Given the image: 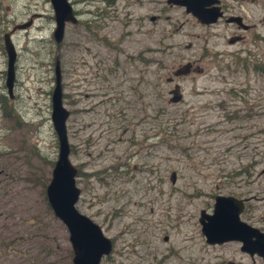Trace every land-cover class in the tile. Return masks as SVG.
Wrapping results in <instances>:
<instances>
[{
	"label": "rangeland",
	"instance_id": "1",
	"mask_svg": "<svg viewBox=\"0 0 264 264\" xmlns=\"http://www.w3.org/2000/svg\"><path fill=\"white\" fill-rule=\"evenodd\" d=\"M70 1L77 10L84 8L82 0ZM162 1L116 0L120 20L105 18L103 35L131 31L121 42V62L142 49L151 62L146 69L140 62L142 74L130 64L127 74L121 73L132 108L124 110L125 118L117 116L114 131L104 112L77 116L92 126L78 123L73 131L70 161L81 190L76 208L113 243L100 264H228V245L205 246L198 219L201 210H212L216 194L242 191L264 198V0H228L234 13L256 24L235 43L227 42L229 25L228 30L201 27L190 19L175 32V22L188 18L178 10L166 19ZM103 5L104 0L91 1L96 8ZM149 15L158 18L150 21ZM30 19L28 28L12 31ZM81 26L65 28L57 51L50 0H0V264H72L68 232L53 215L45 190L58 157L51 122L54 62L59 54L68 109L67 42L80 41ZM9 31L17 50L12 98L5 86L3 44ZM75 51L81 54L80 47ZM95 51L114 53L104 41ZM187 62H197L198 71L175 80L182 100L173 103L169 79ZM83 70L73 78L80 80ZM138 78L142 86L135 89ZM87 135L96 139L89 146ZM244 182L247 187L240 189ZM255 204L257 217L264 218V200Z\"/></svg>",
	"mask_w": 264,
	"mask_h": 264
},
{
	"label": "flooded vegetation",
	"instance_id": "2",
	"mask_svg": "<svg viewBox=\"0 0 264 264\" xmlns=\"http://www.w3.org/2000/svg\"><path fill=\"white\" fill-rule=\"evenodd\" d=\"M91 1L93 0H82L84 8L82 10H77L74 7V2L70 1L72 12L75 18V22L69 21L66 25L70 26H79L82 25V35L80 41L77 38L71 37L67 42V51H68V87L70 86V92L67 93V107L69 116L67 118V129H68V142L70 146V155L75 149L73 141L76 140L75 134L77 131H74L75 125L78 123H87L88 127H91L92 124L85 120L84 118L77 119V116L85 114H100L105 113V118H107L106 125L109 126L110 130H115L116 120L118 115L124 117V110L131 109V101L123 93L125 92L122 89L124 83L121 82V73L127 74V68L132 65L134 71L141 73L139 65H144L146 69L150 64V60L146 57L145 49L135 52L131 55H126L123 62H121L120 55L125 53L124 48L122 47L121 42H126L128 39V34L131 33L130 30L126 29L123 32L121 31L118 36H110L109 34L103 35L105 29H107V21H114L115 19L120 20L118 14L120 9L116 5V0H104L106 5H103V8H96L91 6ZM182 0H163L162 1V14L166 15V19H170L169 12L181 11L188 19L182 22H175L174 31L181 32L183 27L189 20H192V23L201 26V27H210V26H223V29L228 30V25L233 29L231 37L228 39H234V42H239L245 40L244 33L241 32H250L256 28L255 23H248L244 15L239 13H234L232 4L228 3V0H207L206 3L201 4L199 1H194L189 4V6H195L199 11L204 14L210 15L212 18L216 17L214 21L211 22H202L198 16L194 15L192 12L187 11V6L182 4ZM175 13V12H174ZM83 16L86 18L83 20ZM155 17V18H154ZM231 17H240L239 21L229 20ZM158 18L156 15H149V20L154 21ZM131 23V20L122 21V25L128 26ZM246 25V27L243 26ZM66 26V27H67ZM140 34V33H138ZM138 37H140L138 35ZM104 41L105 44H108L113 49V55L110 57L109 54L100 55L98 51H95L96 45L98 42ZM230 43V42H229ZM190 46V43L187 44ZM80 47L81 54L77 55L76 50ZM191 63V62H187ZM197 62L191 63L192 69L191 72L198 71V67L195 68L194 65ZM126 67H122V65ZM82 74L80 75V80H76L73 77H78V71L83 69ZM200 71V70H199ZM183 78V77H182ZM180 78H170L169 81L174 83L173 92L179 85L175 80ZM143 79L138 78L135 80V86L133 88L140 89L142 86ZM74 90L76 95L74 96ZM181 92V90H180ZM123 94V95H122ZM143 96V93L139 97ZM135 107V106H134ZM136 108V107H135ZM125 118V117H124ZM102 131V130H101ZM93 139V136H86L84 140L85 144L89 146ZM245 174L246 177L249 176V172H241ZM3 174V171L0 170V176ZM228 184V182H226ZM232 190L235 187L236 182H231ZM247 183L244 182V185H240L239 188L247 187ZM228 186V185H227ZM238 187V185H237ZM217 196L232 197L237 202L236 204H241L242 210L239 215L240 222L244 225L243 233L240 236H237V239L232 236V232L236 231L230 229L228 232L229 240L228 242L222 244H207L206 238H204L205 246L209 248H219L228 245V264H264V218H258V206L255 202L264 200V198H259L256 195L246 194L244 192H227L226 194H216L213 195L211 200H213V206ZM212 206V210H213ZM212 210H201L205 211L206 214H212ZM200 211V213H201ZM200 218V214H199ZM199 222V219H198ZM200 224V223H199ZM201 226V225H200ZM232 236V237H231ZM164 242L169 241L168 236L163 237ZM171 253H176L175 249L171 250ZM215 264H219L216 262Z\"/></svg>",
	"mask_w": 264,
	"mask_h": 264
},
{
	"label": "water",
	"instance_id": "3",
	"mask_svg": "<svg viewBox=\"0 0 264 264\" xmlns=\"http://www.w3.org/2000/svg\"><path fill=\"white\" fill-rule=\"evenodd\" d=\"M194 1H199L201 4L207 2V0H182L180 2L187 6L188 12L198 16L202 22H211L216 19V17L212 18L210 15L199 11L195 6H189ZM211 1L213 2V0ZM50 3L55 19L53 38L57 48H59L63 40L66 22H75V18L68 0H50ZM239 19L240 17H231L229 20L239 21ZM31 21L32 19L13 27L12 31L16 28H28ZM243 26L247 28L246 25L243 24ZM10 35V31L4 33L3 43L7 55L5 86L9 97L12 98L17 51ZM229 42L233 43L234 39H230ZM191 69V63H186L177 68L173 75L175 77H186L190 75ZM54 75V88L51 94V122L58 141V157L51 172L50 182L45 190L46 199L53 215L65 226L68 232L73 253L72 264H100L104 257L111 254L113 244L96 223L76 209L81 191L76 185L78 171L69 158L70 146L66 129L69 112L63 104L62 74L58 55L55 61ZM181 100L182 95L177 87L173 92L171 102L178 103ZM171 179L174 183L175 174L171 175ZM236 202L232 197L217 196L212 214L201 211L199 223L207 244L228 242L230 229L236 231L231 234L234 238L241 237L244 229V225L239 218L242 207L241 204H236Z\"/></svg>",
	"mask_w": 264,
	"mask_h": 264
},
{
	"label": "trees",
	"instance_id": "4",
	"mask_svg": "<svg viewBox=\"0 0 264 264\" xmlns=\"http://www.w3.org/2000/svg\"><path fill=\"white\" fill-rule=\"evenodd\" d=\"M32 149H33V152H34V153H33V156H37V154H38V149H37V147H34V146H33ZM19 151H22V148H21V147H20ZM23 151H25V153L28 154V153L31 152V148L26 149V150H23ZM29 161L31 162V160H27V163H28ZM39 181H40V180H39ZM34 182H36V180H34ZM38 183H39V182H38ZM43 187H46V184H45ZM71 256H72V253H71Z\"/></svg>",
	"mask_w": 264,
	"mask_h": 264
}]
</instances>
